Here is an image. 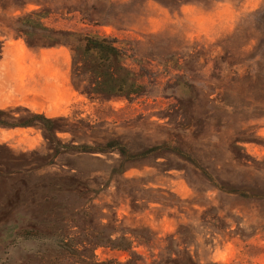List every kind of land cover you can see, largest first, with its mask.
<instances>
[{"label": "rangeland", "instance_id": "1", "mask_svg": "<svg viewBox=\"0 0 264 264\" xmlns=\"http://www.w3.org/2000/svg\"><path fill=\"white\" fill-rule=\"evenodd\" d=\"M0 112V264H264V0H0Z\"/></svg>", "mask_w": 264, "mask_h": 264}, {"label": "trees", "instance_id": "2", "mask_svg": "<svg viewBox=\"0 0 264 264\" xmlns=\"http://www.w3.org/2000/svg\"><path fill=\"white\" fill-rule=\"evenodd\" d=\"M110 41H108L105 38H97V37H87L84 39V43H85V47H84V51L86 53L92 52L95 53L96 55H98V60H102L103 61H107L108 60V56L110 55H114L116 56L117 54V50L112 47L109 44ZM130 93H133V90L130 91ZM1 114V112H0ZM45 122L47 124H52V121L50 120H45ZM0 124H2V122H0ZM84 149V148H81ZM65 247L69 248V245L67 243L64 244Z\"/></svg>", "mask_w": 264, "mask_h": 264}]
</instances>
